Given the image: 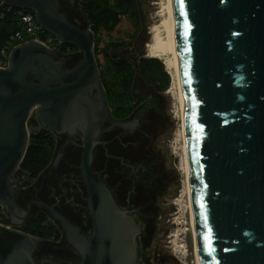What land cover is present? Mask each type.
Listing matches in <instances>:
<instances>
[{"label":"water","instance_id":"obj_1","mask_svg":"<svg viewBox=\"0 0 264 264\" xmlns=\"http://www.w3.org/2000/svg\"><path fill=\"white\" fill-rule=\"evenodd\" d=\"M6 1L34 10L42 27L77 47L81 58L66 68L55 52L32 40L14 48L7 67H0V205L13 226L25 222L31 205L45 210L78 258L38 261L36 239L0 223V264H151L148 247L162 231L165 207L160 202L176 194L171 188L179 185L175 169L166 164L165 146L155 145L175 124L167 113L169 97L153 90L157 82L146 85L137 79L134 98L143 96L149 107L144 133L132 138L140 113L129 120L110 115L94 55L95 36L79 0L60 3L84 28L67 19L58 0ZM158 2L137 0L139 36L132 49L110 48V55L135 63L140 55L154 56L168 47V40L158 37L165 26L159 29L152 19L157 9L146 10L148 3ZM170 5L199 264H264V0H170ZM32 111L40 127L78 139L71 141L82 150L88 235L44 202L31 200L25 209L17 203L14 173L28 147ZM114 129L140 139L132 140L139 147L132 150L137 161L119 157L118 166L115 161L106 168L125 206L92 168L96 148L97 166L112 163L105 160L106 145L124 138L108 134ZM145 156L147 163L140 159ZM142 179L149 183L129 194L134 180ZM149 185L155 202L148 204L140 193H147Z\"/></svg>","mask_w":264,"mask_h":264},{"label":"rangeland","instance_id":"obj_2","mask_svg":"<svg viewBox=\"0 0 264 264\" xmlns=\"http://www.w3.org/2000/svg\"><path fill=\"white\" fill-rule=\"evenodd\" d=\"M144 1H159L158 3L147 4L146 10H155L151 13L152 19H157L156 24H159V29H164V22L167 18L166 0H144ZM133 9L125 13L116 12V14L108 19L107 26L99 31L97 42V61L99 62V70L102 71L105 78L109 81L115 80L116 75L113 74L109 65L108 50L125 47L132 49L136 39L139 36L142 24L140 20L139 7L137 0H134ZM79 3V2H78ZM158 18H161L158 19ZM88 26V25H87ZM158 35L166 37V31L158 30ZM118 58V55H111ZM140 57L151 58L140 55ZM81 58L80 51L70 53L66 58V63L72 65ZM124 59V58H120ZM159 63L163 66L162 69L154 76L149 73L142 80L146 85H153V90L163 96L169 97L167 103V113L174 120V127L170 131H165L162 135L163 142H157L155 145L162 144L165 146L164 153L167 152L166 164L175 169L179 185L171 188L173 196L164 197V201L160 205L165 207L162 213V231L157 233V236L152 238L148 249L150 250L149 261L151 264H196L195 262V247L193 229L191 223V207L189 199V190L187 186L186 172L184 173V162L182 145L183 143V116L181 115V101L177 83L173 76L174 70L170 61V56L158 58ZM166 70V72H165ZM155 77V78H154ZM167 83L166 87L163 85ZM146 99L143 96L136 100ZM35 111L30 113V116ZM29 132L30 128L28 127ZM182 134V137H181ZM55 152L52 162L46 170H44L38 179L29 180L23 175H19L17 170L14 176L18 180L20 191L32 190L30 197L42 201L45 199L61 209L83 230L91 229V220L86 209V188L82 182L80 175V160L82 150L75 144L67 142L65 135H55ZM186 171V169H185ZM23 196V195H22ZM41 198V199H40ZM0 205V211H2ZM37 212H41L42 216L47 218L50 223L51 231L57 234H49L46 238L37 239V245L40 247L39 256L47 254L53 259H58L62 255L70 256L66 247L63 233L59 224L53 221L49 214L38 206H32L31 217H34Z\"/></svg>","mask_w":264,"mask_h":264},{"label":"trees","instance_id":"obj_3","mask_svg":"<svg viewBox=\"0 0 264 264\" xmlns=\"http://www.w3.org/2000/svg\"><path fill=\"white\" fill-rule=\"evenodd\" d=\"M58 2L61 12L67 17V19L77 27L84 28L78 25L67 14V12L64 10L63 6L60 3V0H58ZM78 4L81 12L85 16L86 23L88 25L87 27H89L94 33L95 36L94 55L96 58L99 31L105 26H107L109 22L108 19H111L116 14V12L125 13L128 10L133 9L135 2L134 0H79ZM9 25H11L9 16L5 17L4 20L0 21V42L4 36V33L7 31H11ZM115 50H112L111 52ZM76 51H78V49L74 45L61 43L60 48L56 53V56L57 58L62 59L64 61V65L66 68H70L75 63L72 65H68L66 63V58L69 56L70 53ZM106 56L108 57L107 60L109 61V65L111 67V70L113 71V74L116 75L115 80L109 81L105 78L102 71L99 70L100 80L105 90L107 105L110 111V115L114 119L129 120L136 117V115L140 113V124L132 133V138L135 137L136 135L140 136L141 133L142 134L144 133L145 128L143 126L144 125L143 116L145 113H147V109L149 105L148 103L144 102V100L142 99L136 100L134 98L133 95L134 85L136 84L137 79H143L144 77L147 76L149 72H150L149 73L150 76H154L155 73L157 74L162 69L164 70V68L161 65V63H159L160 60L157 58L140 57L138 61L133 63L127 59L114 58L110 55V53H108ZM96 63L99 69V62L97 61V59H96ZM166 85L167 83L163 85V88H165ZM27 126L30 128L28 147L22 162L17 168V172L19 173V175H23L26 179L36 180L39 178L40 174L47 169V167L53 160L54 152H55V140H54L55 134L45 128L40 127L35 113L29 117L27 121ZM111 133L113 134L117 133L119 137H124L119 141L114 139L113 141H110L108 145H106V152L107 154H109V156H107L105 160L108 161L109 159H111L112 163L109 164L107 167L104 163L103 166L100 167L97 166L95 163V157L99 148H96L92 168L96 173V175L103 178V180L106 182L118 204L125 206L126 202L124 203V201H122L121 197L119 196L121 195L119 189H115L111 185L113 183V178L111 177L112 174L108 170H106V168L110 167L115 161L117 162L116 164L118 166L119 157H122L123 159H127L128 160L127 162L130 163L137 161L136 160L137 156L132 155L133 154L132 150L137 151L139 147L137 146L133 147L132 140L134 139L132 140L129 139L128 138L129 134L125 133V131L121 129H114L108 134ZM105 136L106 135H104V137ZM139 140L140 139L138 137V139L134 141L137 143L139 142ZM77 149L80 150V148ZM140 159L146 163L148 161L146 156ZM18 180L20 179L18 178ZM147 183H149L147 179H142L139 182L134 180V184H132V191L129 192V194H134V192H140L138 188L139 185H147ZM31 193H32L31 189H28L24 192L19 191L17 195V200L25 201L27 199H31V198L33 199V197H30L32 196ZM140 194L144 202L148 204L155 202V198L152 195L151 186L149 187L147 193L143 191ZM128 198H131V196L128 195ZM41 200L42 202L51 205V203H49L47 200L45 199H41ZM127 204L133 208V206L129 202V199L127 201ZM54 208L59 213L64 215L72 224L77 225L67 215V213L57 208L56 206ZM135 214L139 218V214L137 212ZM139 220L143 222V219L139 218ZM20 230L24 233L33 236L36 239V243H37V239L39 238L44 239L46 238V236H48L51 233L52 235H55L56 238H58L57 234L51 231L50 223L47 222V218L42 216L41 212L40 213L37 212L34 215V217L25 221V223L21 226ZM38 248L40 247L38 246Z\"/></svg>","mask_w":264,"mask_h":264},{"label":"built area","instance_id":"obj_4","mask_svg":"<svg viewBox=\"0 0 264 264\" xmlns=\"http://www.w3.org/2000/svg\"><path fill=\"white\" fill-rule=\"evenodd\" d=\"M8 16L11 21L9 25L11 31L5 32L0 42V67H7L14 48L32 40L46 45L57 53L63 42L42 27L34 10L0 0V21Z\"/></svg>","mask_w":264,"mask_h":264},{"label":"bare ground","instance_id":"obj_5","mask_svg":"<svg viewBox=\"0 0 264 264\" xmlns=\"http://www.w3.org/2000/svg\"><path fill=\"white\" fill-rule=\"evenodd\" d=\"M166 10H167V18L165 19L164 26H165V31H166V37L165 41L168 40L169 45L165 49H163L162 53L156 52L154 56H148L151 58H163L166 56H170V61L172 64V68L174 70V78L175 82L177 83L179 94H180V101H181V115L183 116V99H182V94H181V89H180V82H179V72H178V62H177V56H176V50H175V39H174V25H173V19H172V11H171V5H170V0H166ZM158 37H160L158 35ZM182 137V134H181ZM183 138H184V132H183ZM184 146L182 145V153H183V162H184V173L186 172V179H187V186L189 190V176H188V166H187V160H186V144H185V139H183ZM186 169V171H185ZM189 199H190V190H189ZM191 207V203H190ZM191 223H192V229H193V237H194V247H195V233H194V216H193V211L191 208ZM195 262L196 264H199V259L195 247Z\"/></svg>","mask_w":264,"mask_h":264},{"label":"flooded vegetation","instance_id":"obj_6","mask_svg":"<svg viewBox=\"0 0 264 264\" xmlns=\"http://www.w3.org/2000/svg\"><path fill=\"white\" fill-rule=\"evenodd\" d=\"M65 138H66V140H67V142H69V143H71V144H74V143H72V141L71 140H73L74 142H78V139L77 138H75V137H72V138H68L67 136H65ZM15 177V176H14ZM16 179H17V177H15ZM17 183H18V179H17ZM18 186H19V183H18ZM19 191H20V186H19ZM19 191H18V193H19ZM31 200H34V201H40V200H37V199H27V200H25V201H23V200H17V203H18V205L19 206H21L22 208H26V204L29 202V201H31ZM42 202V201H41ZM49 203H51V202H49ZM32 206H35V205H31V207H30V213H29V216H30V214H31V208H32ZM50 206H54L55 207V205L53 204L52 205V203H51V205ZM53 207V208H54ZM3 210L2 211H0V223L1 224H3V225H6V226H8V227H10V228H13V229H17V230H19V231H21L20 229H21V226L25 223H23L22 225H19V226H13L12 224H10V219L8 218V216H7V214L5 213V210H4V207L2 208ZM54 210H56L55 208H54ZM57 211V210H56ZM58 212V211H57ZM28 216V217H29ZM27 217V218H28ZM26 218V219H27ZM26 221V220H25ZM77 226V225H76ZM79 227V226H78ZM80 228V230H81V232L83 233V234H85V235H88L89 234V231L90 230H83V229H81V227H79ZM68 249V248H67ZM39 251H40V249L38 248V246H37V243H36V249H35V258H36V260H38V261H40V260H42V259H53L52 257H50L49 255H47V254H42V257H40L39 255ZM69 251V250H68ZM69 254H70V256H67V255H62V256H60L58 259H66V260H71V261H75V260H77V256L75 255V254H73V253H71L70 251H69Z\"/></svg>","mask_w":264,"mask_h":264}]
</instances>
